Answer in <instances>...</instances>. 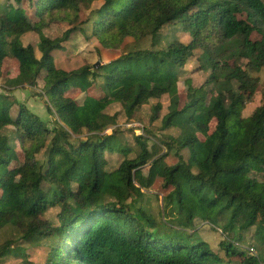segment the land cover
Segmentation results:
<instances>
[{"label":"trees","instance_id":"trees-1","mask_svg":"<svg viewBox=\"0 0 264 264\" xmlns=\"http://www.w3.org/2000/svg\"><path fill=\"white\" fill-rule=\"evenodd\" d=\"M11 1L24 0L0 4V72L6 58L16 59L31 86L42 83L58 120L50 128L14 97L0 102V234L14 226L21 234L15 241L46 245L44 264H264L243 240L254 229L264 243V181L257 187L251 175L264 168V87L262 104L244 114L259 87L251 72L264 69V0H28L33 16L17 18L9 15ZM176 22L192 39L159 47L163 26ZM55 23L67 28L47 33ZM85 23L106 49H119L127 37L151 36L152 45L98 66L57 67L55 52ZM27 33L36 41L25 44ZM195 55V69L209 76L189 87L183 103L179 82ZM147 76L151 85L143 81ZM99 80L100 97L68 95L71 89L87 93ZM164 95L170 99L161 117ZM154 100L151 122L161 119L162 130L175 131L149 129L157 138L150 147L151 137L133 126L137 151L116 128L119 111L132 118ZM8 126L16 129L23 153L17 172L19 152L3 134ZM170 153L177 161L162 166ZM146 166L162 168L160 219L146 212L145 191L136 181ZM55 208V219L48 218ZM201 225L220 231L221 248L204 240ZM13 242L8 237L0 254L13 252Z\"/></svg>","mask_w":264,"mask_h":264},{"label":"rangeland","instance_id":"rangeland-1","mask_svg":"<svg viewBox=\"0 0 264 264\" xmlns=\"http://www.w3.org/2000/svg\"><path fill=\"white\" fill-rule=\"evenodd\" d=\"M6 0H0V4L4 5ZM101 5V2H95L94 7H98ZM32 10L30 11L28 0H24L22 2L11 1L9 3V15H12L13 18H17L20 15H32ZM81 14V21H84L87 18V14L85 12ZM30 17V18H31ZM32 19V18H31ZM91 24H83L84 31L73 34L69 40V42L64 44V47L57 50L55 52V63L57 67L63 68L67 71L79 69L86 66H96L98 63L104 64L107 63L116 57H118L121 53H127L136 49H147L152 45V38L148 36L144 38V40H136L133 37H127L122 46L119 49H106L103 47L97 39L91 36ZM67 26L62 23L53 24L48 30L47 33L51 34H59L63 31ZM261 38L257 33L253 34V39ZM25 44L29 42L36 41V35L32 33H27L22 37ZM180 40L183 42H189L192 39V35L189 31H186L183 28V25L179 22L169 23L163 26L161 30V40L159 43V47H167L173 40ZM237 61L243 67H246L247 61L243 58L238 57ZM199 64L197 60V55L190 58V60L185 65V70L182 73V80L179 82V91L182 98V102L186 101L188 96V90L190 86H200L203 84L208 76L209 71H198L195 69ZM252 76L258 77L259 87L257 88L253 99L247 103L246 108L244 110L245 116L250 115L254 109L262 104V91L264 87V69L260 72H251ZM29 73L22 71L19 67V63L16 59H12L10 57L6 58L4 61L3 68L0 72V94L2 96V101L6 100L5 96H9L10 98H15L16 101L24 103L27 108L39 115L41 119L50 127L54 128L57 125V116L51 114L46 106L48 101V97L43 91L42 83H39L38 86H31L29 84ZM184 79V80H183ZM143 81L151 85L150 80L147 77H144ZM101 80L97 82L96 85L91 87L87 93L80 91V89H71L68 92V95L76 98V100H81L85 97V95L89 94L95 97H100L103 95V89L100 86ZM168 95H164L161 97L159 101L163 104V109L161 112V117L167 114L168 106H169ZM13 100V99H12ZM12 100H10L12 102ZM13 100V102L15 101ZM15 101V102H16ZM156 103V100L152 101L150 104L144 105L140 110H138L132 118H128L124 110L119 111L118 115V124L116 128H120L121 134L120 136L123 138L124 142L127 145L132 146L137 151L139 150V145L135 139V133L132 130L133 126L139 127L137 133L143 134L151 137L149 146H151L152 141H157V138L151 135L148 131L149 129L153 132H158L163 135L161 129V119H158L154 122H151V115L153 113V105ZM16 106V105H15ZM213 106V98L210 99L207 103L206 110L204 112L203 118H205V114ZM117 109V107L115 108ZM13 116L16 115V107L12 110ZM216 120H212L210 122L211 131L215 128ZM145 127V128H144ZM175 131L174 129H172ZM172 130L164 131L165 133H171ZM107 132H111V128L108 129ZM3 134L9 137V142L13 149L18 150L19 157H17L16 166L17 169L14 172L18 171L20 164L23 161V153L18 141V134L16 129L13 126H8L3 128ZM86 133L80 135L81 138H85ZM153 138V139H152ZM164 153V150L161 151ZM175 153H170L168 157L161 163V165L173 164L177 161ZM188 150H184V156L188 157ZM46 155V151L43 150L39 154V158L43 159ZM115 157V156H114ZM116 159V158H114ZM115 162V161H114ZM112 164L113 167L117 166L115 162ZM160 165V166H161ZM154 167V166H146L141 169V172L136 176V181L139 185L143 186V190L145 191V202L144 208L146 212L153 211V215L158 219L161 218V211L164 209L163 203V193H162V181L163 174L162 168ZM252 177L254 178L255 185L260 187L262 181H264V168H257L252 172ZM150 176H153L152 185H148V179ZM165 210V209H164ZM58 212V208L50 209L47 214H45L48 218L55 219V215ZM199 234L207 240L214 249L221 248L220 242L223 239V235L219 230H216L211 225H201L199 226ZM2 235V236H1ZM10 237L14 240L12 243L13 252L7 255L0 254V264H44L47 257V247L46 245H42L40 243L37 244H29L24 241H15L19 240L21 237L20 231L14 226H6L2 233L0 234V247L5 244L7 238ZM233 239V235L230 236ZM244 246L249 247L250 251L255 255H258L259 258L264 263V243L259 239V237L254 236V229L247 231L244 235ZM254 249V251L252 249Z\"/></svg>","mask_w":264,"mask_h":264},{"label":"water","instance_id":"water-1","mask_svg":"<svg viewBox=\"0 0 264 264\" xmlns=\"http://www.w3.org/2000/svg\"><path fill=\"white\" fill-rule=\"evenodd\" d=\"M100 63H98L96 66H98Z\"/></svg>","mask_w":264,"mask_h":264},{"label":"built area","instance_id":"built-area-1","mask_svg":"<svg viewBox=\"0 0 264 264\" xmlns=\"http://www.w3.org/2000/svg\"><path fill=\"white\" fill-rule=\"evenodd\" d=\"M253 250V249H252Z\"/></svg>","mask_w":264,"mask_h":264}]
</instances>
